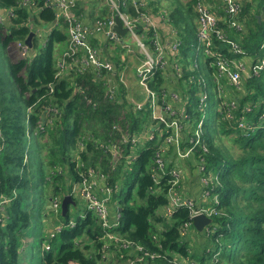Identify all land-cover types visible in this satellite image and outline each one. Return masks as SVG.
<instances>
[{
    "label": "trees",
    "instance_id": "obj_1",
    "mask_svg": "<svg viewBox=\"0 0 264 264\" xmlns=\"http://www.w3.org/2000/svg\"><path fill=\"white\" fill-rule=\"evenodd\" d=\"M19 1L0 0V8H14V16L0 22V42L5 50L29 34L30 24L46 23L51 27L45 42L38 45L40 51L34 46V38L32 50L26 55L15 60L8 57V73L4 62H0V201L6 200L0 202V264H27L21 262L20 249L22 239L26 238L23 230L33 218V201H38L37 215L45 216V198L50 204L61 191L70 193L66 190L70 177L77 181L79 172L89 167L107 174L110 185H118L112 197L122 191L124 183L128 185L119 204L121 217L114 232L165 256L147 258L140 264H175L173 254L188 256L179 227L188 219L189 210L177 208L171 215L159 211L168 201V172L179 168L178 160L182 158L173 146L166 147L164 168L157 170V184L152 178L156 167L154 155L162 145L164 128L157 127V139L141 145L130 148L129 143H121L123 154L116 160L106 148L119 138L113 126L119 125L131 135L147 131L153 124L147 107L137 110L125 97L126 87L118 76L121 68L118 55L106 54L116 70V88L111 96L107 92L109 82L90 69H70L56 76L57 60L68 44L66 23L62 19L53 23L55 10L40 8L45 0H30L33 3L30 7L18 6ZM96 1L78 0L75 12L90 17ZM145 1L140 10L148 11L149 7L155 13L164 12L179 41L173 59L179 65L180 76L173 68L158 67L149 85L160 98L168 90H174L187 100L188 117L182 121L181 150L191 148L185 158L202 165L199 174L218 177L211 193L218 195L219 213L212 216L208 251H203L199 261L264 264V67L257 74H243L238 88L221 83V91L212 59L205 58L201 64L195 52L198 26L195 0H174L168 12L159 8L161 0ZM205 2L220 19V1ZM126 10L135 13L130 5ZM99 15H108V8ZM238 19L243 22V30L230 29L222 20L219 26L225 27L253 64L264 57V46L261 47L264 0H245ZM137 33H142L140 27ZM152 33V28L145 30V43ZM213 42L216 49L231 53L229 46L217 38ZM133 88L132 99H142L143 93L134 81L128 89ZM203 91L207 93L206 105L199 106ZM231 101L233 107L228 106ZM51 106L57 107V112L50 113L47 120L51 122L43 124L41 114ZM229 108L232 118L225 116ZM239 121L245 126H238ZM28 135L33 136V150L28 149ZM131 149L137 153L135 158L127 156ZM64 217L67 224L70 221L67 212ZM102 234L95 214L87 209L83 219L49 237L46 243L49 249L45 248L42 264L109 263L102 256ZM119 255L117 252L116 256ZM119 261L125 264L120 258Z\"/></svg>",
    "mask_w": 264,
    "mask_h": 264
},
{
    "label": "built area",
    "instance_id": "obj_2",
    "mask_svg": "<svg viewBox=\"0 0 264 264\" xmlns=\"http://www.w3.org/2000/svg\"><path fill=\"white\" fill-rule=\"evenodd\" d=\"M78 0H45L43 6L50 7L55 10L56 23L58 19H62L66 23V32L68 44L66 49L61 54L59 60H57V72L56 76L63 72H69L70 69L75 70H92L97 76L105 79L109 82V95H113V88H116L114 83H111V74L115 75V64L108 57L104 51L103 44L105 41L114 42L115 44L124 47L122 37L113 29L115 20L114 16L118 15L123 26L128 28V32L137 41V45L144 57L140 62L135 65L134 82L140 88L143 93L142 99H132L133 107L137 110H141L147 107L149 110L150 118L153 120V124L149 130L140 134H129L127 130H123L119 127L113 126L119 132V138L114 142H110L106 145L107 150L111 154L113 160L118 159L123 154V147L121 143L130 144L131 146L141 145L144 141L157 139V127H163L165 130L162 136V145L155 151V173L152 174L154 182L157 184V170L161 171L165 165V151L168 145L174 147L178 156L185 158L189 155L191 148L184 151L181 150V128L182 121L186 120L188 115L186 114V99H182L179 94L174 90H168L160 98L158 93L151 88L149 81L155 73L156 68H173L174 73L180 76L179 65L176 64L173 57L177 53L179 41L176 37L169 39V41H163V36L160 33L159 24L165 22V18L160 15L158 20L155 21L152 14L147 11H141L140 6L145 5V0H103L108 8V15L100 16L96 13L89 17L82 13L77 14L75 12L76 3ZM245 0H221L222 15L219 17L215 11L211 10L205 0H195L194 8L197 13V31L196 38L197 43L195 45V52H201V54L212 60V64L216 69L215 79L225 78L232 86L239 87L242 75L246 74L251 76L257 74L260 69L264 67V57H261L258 62L251 64L250 59L246 55L245 51L239 47L236 41L229 36L227 30L223 26H219V21L227 24V27L235 31L243 29V22L238 19V16L242 10ZM32 6L33 3L30 0H20L18 6ZM134 8L135 13L131 14L127 11V7ZM3 9V8H1ZM36 12L35 10H33ZM14 16V8L3 9V14L0 13V22H5ZM226 16V19H222ZM33 18V17H32ZM33 20V19H32ZM33 22V21H32ZM31 22V23H32ZM30 32H34V38H37L43 44L47 38L50 25L48 26L46 33L43 34L42 26L30 24ZM138 27L141 28L142 33H137ZM153 29V33L145 43L144 35L145 30ZM217 38L222 43L229 46L231 53H223L221 50L216 49L213 38ZM26 38V37H25ZM24 38V39H25ZM24 39L14 43V47L18 50L22 56L26 55L32 50V46L29 47L24 42ZM97 43H93L92 41ZM126 46V45H125ZM264 46V38L261 42V47ZM127 51L133 50L127 48ZM121 59H124L121 56ZM248 59V62H246ZM122 76L121 70L118 76ZM119 80L126 84V79L119 77ZM219 89L222 91V86ZM207 99L206 91H203L200 98V105L205 106ZM234 106L233 101L228 103V106ZM57 112V107L51 106L46 108L41 114L42 123H50L47 120L49 114ZM225 116L232 118V110L229 108L226 111ZM48 121V122H47ZM200 125V122H199ZM238 126L244 127L243 121L238 122ZM197 134V131H196ZM193 142V139L191 140ZM198 139L196 138L195 142ZM137 153L131 149V152L127 155L129 158H135ZM201 169L203 168L202 165ZM177 168H172L169 174L170 187L166 193L167 204L163 206V214L171 215L177 208H187L189 210L188 219L184 221L180 227L179 232L182 237L186 236L187 230L193 226L192 219L194 215L204 214L210 218L219 213L217 205L219 203L218 195L213 193L212 204L196 203L195 199L189 196H184L181 190V174ZM200 181L203 187L201 196L205 199V196L211 195L214 188V183H218L217 176L202 175ZM77 186H74L71 195L77 194L86 203L87 209L91 210L98 222L100 223L103 234L101 236L103 243L101 246L102 256L104 260H113L114 258L124 257L123 261L127 264H140L145 259L153 260L157 257H165L163 254L156 251H150L144 246L137 244L131 240L120 237L113 228L119 224L120 212L119 206L116 202H112L113 193L118 188V185L114 186L108 183L107 174L101 172L98 169L89 167L86 170L79 172V179L76 181ZM6 200H1L3 203ZM50 202V208L57 211L59 205V198L55 197ZM211 224V223H210ZM209 224V225H210ZM67 225H74V221L70 220ZM204 226L207 233H211L212 229ZM64 226L57 225L52 226L48 231V236L51 238L54 233L60 231ZM202 230V231H203ZM155 238V237H154ZM46 249H49V244L45 245ZM117 252H120V257H117ZM183 263H180L178 259H173L175 264H215V262L209 260L205 263H199L194 258L188 256H181ZM70 264H77L76 262H70Z\"/></svg>",
    "mask_w": 264,
    "mask_h": 264
},
{
    "label": "rangeland",
    "instance_id": "obj_3",
    "mask_svg": "<svg viewBox=\"0 0 264 264\" xmlns=\"http://www.w3.org/2000/svg\"><path fill=\"white\" fill-rule=\"evenodd\" d=\"M180 1L185 2L186 0H180ZM215 1L216 2L220 1L218 8H219V11H221V0H215ZM173 2H174V0H161L159 8H162L165 11L167 10V12H168V6ZM96 6L99 7L100 10H105V8H106V5H105L103 0H97ZM146 9H147V6H146ZM147 10H148L147 11L148 13L152 14V17L154 18L155 21H157L159 16L162 15L165 18V22H161V24H159V27L162 30H165L164 27L168 28L167 32H168V34L169 33L171 34V38H172V36L176 37L175 36V30H173L171 23L168 20V18L166 17V14L164 12L158 11L157 13H155L149 7ZM41 26L44 29V30H42V33L45 34L46 30L48 28V25L46 23H41ZM243 29H244V26H243ZM163 41H169V39L165 40V38L163 36ZM122 42L126 46L131 48L133 51L129 52V51H127V48L125 49L124 47H120V45L115 44L114 42H108V41L104 42L103 48H104L105 53L110 54L112 57L115 55H118L120 63H121L120 70H121V74H122V76L120 75L119 77L120 78L123 77L124 79H126V84H124V87H126L125 97H127L131 101L132 97H133L131 90H134V88L128 89L131 82L134 81V71H133L134 67L131 64L135 60V57L139 56V57L143 58L144 54L141 53V51L139 50V47L137 45L136 39H134L129 32H127L124 36H122ZM40 44H41V41L36 36L34 46L38 47V45H40ZM39 47H38V49H39L38 51H40ZM121 56H123L124 59H121ZM8 57L11 60H15L16 58L21 57V55L19 54L18 50L13 45L10 47L9 50H5V48L3 47V45L0 42V62L1 61L4 62L7 73H8ZM197 58L201 64L205 61V57L201 54V52H197ZM110 78L112 79L111 83L115 84L116 83L115 82V75L111 74ZM217 82H218V88L220 87L221 83L227 84L228 86H230L232 88H238V87L230 85L225 78H220L217 80ZM240 85H241V83H240ZM240 85H239V87H240ZM228 92H229V89H228ZM131 103H132V101H131ZM115 126L119 128V125H115ZM28 138H29L28 149L33 150L34 149L33 136L28 135ZM225 143H228V141L225 140ZM178 166H179V168H177L179 170L178 172L181 174V181H180L181 188H186V186L191 184L193 182V179L197 178V177H198V184L201 182L200 177L202 175L199 173L202 169H201V166L198 165V162L196 163V161H191L190 158H180L178 160ZM128 183H129V181H128ZM74 186H77L76 181H75L74 177H70L68 185L66 186V190L69 189V191L72 192V190L74 189ZM62 187L60 188L61 190H62ZM127 187H128V185L126 183H124V185L122 186V191L118 192L112 198L111 201L116 202V204L119 206V204L122 203V201L124 200V198L126 196ZM61 193L62 194L58 197L59 198V203H58L59 207H58L57 211H54L52 208H49V206H47L48 203H47L46 198H45L46 208H44L45 210L43 211V213L45 214V216H43V217L38 216L36 213L38 201L37 200L33 201L32 204L36 210L33 208V212H32L33 218H32L30 226L23 230V233H24L26 238H24V240L22 239V244H21V249H20V250H22V251H20V257L22 258L21 262H24L27 264H42L44 252L46 251L45 244L48 242V240H50L49 236H48V231L50 230V228L52 226H57V225L62 226L63 225L65 227L68 224V223L66 224V222L68 220L67 221L65 220V217H64L65 214L62 213L60 203H61L63 196L69 192H65L63 194V192L61 191ZM212 196H213V193H211V195H209V196H205V200H206V203L208 205L212 204ZM71 197L74 200V204H68V207H67L68 210L66 211L67 216L69 217L70 220H73V221H76L78 219H83L85 214H86V211H87L86 203L77 194L73 193V195ZM48 202H49V200H48ZM52 202L53 201H51V203ZM159 211L163 214V208L162 207L159 209ZM185 237H190L189 240H185V243H186L185 246L188 248L189 256L190 257L192 256V258L199 259L200 255L202 254L201 250L208 248V244H209V242H208L209 236H208L206 229L203 231H198L193 226H191L187 230ZM201 240H204V241L201 243ZM55 243L57 246L58 242L56 241ZM173 257H174V259H178V261L180 263H183L181 256H179L177 254H173ZM196 261L199 262L198 260H196ZM199 263H201V262H199ZM103 264H111V263L109 262V263H103ZM119 264H121V263H119Z\"/></svg>",
    "mask_w": 264,
    "mask_h": 264
},
{
    "label": "water",
    "instance_id": "obj_4",
    "mask_svg": "<svg viewBox=\"0 0 264 264\" xmlns=\"http://www.w3.org/2000/svg\"><path fill=\"white\" fill-rule=\"evenodd\" d=\"M0 13L3 14V9H1V8H0ZM258 18H259V16H258ZM114 20H115V23H114L113 29L117 32V34L120 37L124 36L128 32V28L122 25L121 20H120L118 15L114 16ZM33 36H34V32L31 31V32H29V34L24 39V42L29 47L32 46ZM60 204H61L60 206H61L62 213L65 214V212L68 209L67 208L68 204H74V200L72 199L71 194L70 193L65 194L63 196ZM48 206L50 208V205H48ZM192 223H193V227L195 229H197L198 231H202L204 226L212 223V218H210L204 214H197V215L193 216Z\"/></svg>",
    "mask_w": 264,
    "mask_h": 264
},
{
    "label": "crops",
    "instance_id": "obj_5",
    "mask_svg": "<svg viewBox=\"0 0 264 264\" xmlns=\"http://www.w3.org/2000/svg\"><path fill=\"white\" fill-rule=\"evenodd\" d=\"M88 6H89V8H91V5H89L88 3H86ZM86 5V8H88V6ZM94 11H93V13L90 15V17L93 15V14H96V13H99L101 10H100V8L99 7H97V6H94ZM87 13V12H86ZM89 16V15H88ZM164 29L165 30H162V29H160V33H161V35H163L164 36V38H165V40H167V39H170L171 38V34L169 33L168 34V28H166V27H164ZM170 32V31H169ZM168 42V41H167ZM123 45H124V48L126 49V48H129L128 46H125V44L123 43ZM131 49V48H130ZM130 52V51H129ZM142 59V57H139V56H137V57H135V60L132 62V66L135 68V65H137L139 62H140V60ZM246 62H248V59H246ZM133 71H135V69H133ZM181 190H182V193H183V195L184 196H189V197H192V198H194L195 199V201H196V203H206V200L201 196V193H202V190H203V187H202V184H201V182L198 184V177L197 178H194L193 179V182L191 183V184H189L188 186H186V188H181ZM190 239V237H185V240H189ZM204 240H201V243L203 242ZM208 251V249L206 248V249H202L201 250V253H203V251ZM192 257V256H191ZM120 259L121 260H123V258L122 257H120ZM194 259H196V260H198L199 261V259H197V258H194ZM109 261H110V263L111 264H119V263H122L121 261H119V258H114L113 260H111V259H109ZM125 264H127L126 262H125V260L123 261ZM200 262V261H199ZM205 263V262H204Z\"/></svg>",
    "mask_w": 264,
    "mask_h": 264
}]
</instances>
